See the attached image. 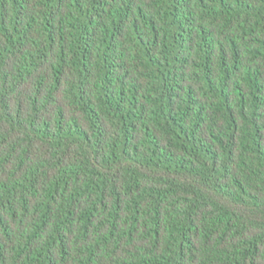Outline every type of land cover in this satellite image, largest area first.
Masks as SVG:
<instances>
[{"label":"trees","instance_id":"16d2710c","mask_svg":"<svg viewBox=\"0 0 264 264\" xmlns=\"http://www.w3.org/2000/svg\"><path fill=\"white\" fill-rule=\"evenodd\" d=\"M0 264H264V0H0Z\"/></svg>","mask_w":264,"mask_h":264}]
</instances>
